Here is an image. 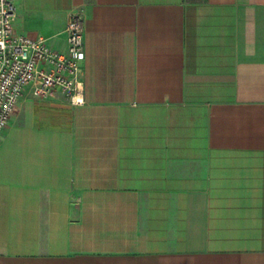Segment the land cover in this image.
Wrapping results in <instances>:
<instances>
[{"label": "crops", "instance_id": "obj_1", "mask_svg": "<svg viewBox=\"0 0 264 264\" xmlns=\"http://www.w3.org/2000/svg\"><path fill=\"white\" fill-rule=\"evenodd\" d=\"M81 93L0 136V264H264V0H15Z\"/></svg>", "mask_w": 264, "mask_h": 264}, {"label": "built area", "instance_id": "obj_2", "mask_svg": "<svg viewBox=\"0 0 264 264\" xmlns=\"http://www.w3.org/2000/svg\"><path fill=\"white\" fill-rule=\"evenodd\" d=\"M16 15L15 0H0V136L27 90L37 99H54L60 92L78 102L86 56L81 15H73L65 30L66 52L53 49L45 38L17 33Z\"/></svg>", "mask_w": 264, "mask_h": 264}]
</instances>
